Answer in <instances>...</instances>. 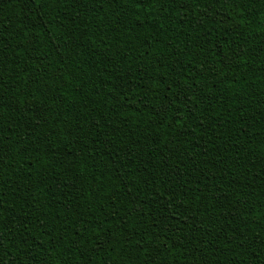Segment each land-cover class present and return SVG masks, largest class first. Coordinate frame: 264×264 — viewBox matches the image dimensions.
<instances>
[{
  "label": "trees",
  "instance_id": "trees-1",
  "mask_svg": "<svg viewBox=\"0 0 264 264\" xmlns=\"http://www.w3.org/2000/svg\"><path fill=\"white\" fill-rule=\"evenodd\" d=\"M0 264H264V0H0Z\"/></svg>",
  "mask_w": 264,
  "mask_h": 264
},
{
  "label": "snow or ice",
  "instance_id": "snow-or-ice-1",
  "mask_svg": "<svg viewBox=\"0 0 264 264\" xmlns=\"http://www.w3.org/2000/svg\"><path fill=\"white\" fill-rule=\"evenodd\" d=\"M137 2V6L139 5V3L143 2V0H136Z\"/></svg>",
  "mask_w": 264,
  "mask_h": 264
}]
</instances>
